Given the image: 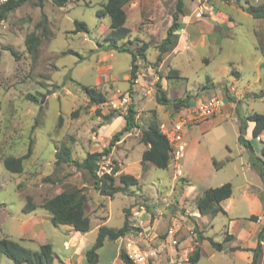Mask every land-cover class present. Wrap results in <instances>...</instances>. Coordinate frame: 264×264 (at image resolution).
Instances as JSON below:
<instances>
[{
	"label": "rangeland",
	"instance_id": "rangeland-1",
	"mask_svg": "<svg viewBox=\"0 0 264 264\" xmlns=\"http://www.w3.org/2000/svg\"><path fill=\"white\" fill-rule=\"evenodd\" d=\"M105 1L69 0L58 7L45 0L40 8L30 0L0 21V239H12L32 251L50 243L53 264H85L84 251L98 227L117 229L128 213L129 232L105 240L96 264H124L121 249L144 257V263L135 264H189L195 247L200 254L196 264H251V251L231 248L255 247L264 224V180L250 151L238 141L242 119L264 113V54L258 48L259 41L264 48V21L257 28L258 19L242 12L236 0H183L184 14L192 19L181 22L157 61L177 0L126 4L129 33L118 42L126 50L109 48L105 40L109 17L96 15ZM245 1L254 0L240 3ZM42 12L47 21L39 25ZM75 20L85 22L88 31L74 32ZM30 32L39 39L35 58L25 45ZM5 46L15 49L18 58ZM131 51L144 53L136 58L138 82L132 83ZM84 86L104 93L106 101L90 102ZM162 93L168 100L164 104L156 98ZM28 94L34 100L27 99ZM213 95L221 99V108L201 114L200 105ZM185 97L186 105L174 106ZM130 105L138 126L114 138L125 126ZM152 119L172 145L166 168L141 165L147 146L140 130ZM250 123L246 121L244 137L260 155L261 142L249 133ZM110 141V153L100 157L96 170L117 178L121 173L135 176L138 183L124 193L103 195L86 169L55 164V151L62 144L81 161ZM180 144L184 148L177 154ZM28 149L21 172L4 168L5 157H21ZM226 182L232 194L220 202L224 212L200 215L197 199ZM74 187L85 188L87 194L90 230L85 233L69 225L54 226L41 206ZM28 198L36 208L25 213ZM227 234L232 237L224 241ZM208 237L223 249L214 250ZM261 246L259 264H264V240ZM0 264L16 263L1 254Z\"/></svg>",
	"mask_w": 264,
	"mask_h": 264
},
{
	"label": "trees",
	"instance_id": "trees-1",
	"mask_svg": "<svg viewBox=\"0 0 264 264\" xmlns=\"http://www.w3.org/2000/svg\"><path fill=\"white\" fill-rule=\"evenodd\" d=\"M30 0H3L0 2V21L6 18L8 12L20 7L22 4ZM51 3L58 7L66 6L69 0H50ZM131 0H106L101 7L96 11L98 17L108 16L110 20L109 32L105 35V40L108 42L109 48L116 50H126L125 47L119 46L118 42L125 38L129 33V28L126 24V12L124 6ZM35 4L43 8L45 0H34ZM242 10L250 14L254 18L264 19V2L252 4L245 1L243 4L240 0H236ZM42 20L39 25L44 24L47 21L46 15L42 12ZM184 15V1L177 0L176 8L172 15V22L167 28L166 36L158 45L157 61H160L162 54L168 51L169 45L172 43L174 32L179 27V16ZM74 32H87L88 27L83 21H74ZM45 32V30H43ZM38 37L34 32L27 34L25 38V45L32 55L33 58L36 56ZM144 49L147 43L144 42L141 45ZM4 49L9 50L15 58H18V53L11 46H5ZM258 48L261 53L264 54V48L258 43ZM143 52L131 51V66L129 82L137 77L138 64L136 58L138 55H143ZM84 90L90 99V102L94 104H100L106 101L104 93L98 91L94 87L84 86ZM158 91L162 92L158 85ZM263 95H258L261 97ZM157 101L159 103H166L168 100L163 95H157ZM27 99L34 100L31 94L27 95ZM188 98L177 100L174 102L175 107L186 105ZM134 109L132 105L128 107V112L124 115L125 126L123 129L114 135L117 138L122 132L131 129L134 126H138L134 120ZM250 120L254 123L251 135L254 138H259L262 146L260 149V155L254 153L252 144L249 139L244 137L246 129V121ZM238 141L243 145L245 149L250 151L252 157V164L257 165L258 175L264 180V113L254 112L245 116L239 125ZM140 140L144 143L147 148L142 153L141 165L143 169H146L148 164H153L158 168H166L171 159L172 145L167 135L162 132L158 122L154 119L150 120L144 128L140 130ZM113 141V140H112ZM110 141L109 146L105 147L100 152L88 153L85 158L81 161H76L71 157V149L68 145L62 144L58 150L55 151V164L60 163H73L78 168L86 169L93 179V187L97 189L103 195H114L117 192L124 193L127 187L136 185L138 180L135 176L128 173H121L119 177H115L110 173H103L99 175L96 167L97 162L102 155L110 153V147L113 142ZM29 149L25 155L21 157L7 156L3 159L4 168L12 173H19L22 171V159L29 156ZM118 181V183H117ZM232 194V185L226 182L220 186L208 188L203 194L197 199L196 209L200 215H211L214 217L219 212H224L220 206V202L229 198ZM87 202V194L85 188H69L65 189L58 194L46 199L42 203L44 208L50 214L51 223L54 226L57 225H69L72 226L75 231L85 233L90 230V219L85 213V204ZM36 208V204L27 199L22 207V211L30 213ZM251 219H256V216L251 215ZM130 230L128 225V213L125 214V219L119 228H111L106 225H100L97 230V235L94 242L84 251L85 264H96L98 261V249L102 247L105 240H115L121 236L127 234ZM231 234H227L224 237V241L230 239ZM209 244L214 250L221 251L223 245L220 242H215L210 237L207 238ZM264 240V224L262 225L256 238V245L253 248H241L234 246L231 250H244L252 252L251 264H259L262 246L261 242ZM3 254L11 259L16 264H53L54 256L53 250L50 243H44L40 245L39 250L32 251L31 249L21 245L19 242L9 238L0 239V255ZM200 254L198 247H195L193 252L188 257L189 264H196L199 260ZM119 258L124 264H135L126 253L125 250L121 249Z\"/></svg>",
	"mask_w": 264,
	"mask_h": 264
},
{
	"label": "built area",
	"instance_id": "built-area-1",
	"mask_svg": "<svg viewBox=\"0 0 264 264\" xmlns=\"http://www.w3.org/2000/svg\"><path fill=\"white\" fill-rule=\"evenodd\" d=\"M133 81L138 82L137 78H135ZM221 106H222L221 99L213 95L209 99H206L205 102L200 105L199 109L201 111V114H213L216 111H218L221 108ZM183 148H184L183 144L178 145V149L176 150V153L179 154L183 150ZM129 257L134 263L145 262L144 257L138 253H133Z\"/></svg>",
	"mask_w": 264,
	"mask_h": 264
},
{
	"label": "crops",
	"instance_id": "crops-1",
	"mask_svg": "<svg viewBox=\"0 0 264 264\" xmlns=\"http://www.w3.org/2000/svg\"><path fill=\"white\" fill-rule=\"evenodd\" d=\"M262 2H264V0H254L253 1V3L252 2H250V3H252V4H257V3H262ZM140 8V7H139ZM241 11L242 12H245L244 10H242L241 9ZM195 16L197 15V14H194ZM221 15V14H220ZM198 16V15H197ZM222 16V15H221ZM187 16H185V14L184 15H180L179 16V22H180V24H181V22L183 23V20L184 19H188L189 21H191V19L192 18H186ZM190 17H192V15L190 16ZM220 18H222V17H220ZM256 19H258V18H256ZM182 20V21H181ZM187 21V20H186ZM205 21H208V22H211V21H209V20H206L205 19ZM264 21V19H258V24H257V28H258V25H260L261 24V22H263ZM186 23V22H185ZM212 23V22H211ZM139 67V66H138ZM253 125H254V123L251 121V123H250V125H249V129L250 130H248L249 131V133H251V130H252V127H253ZM258 148H261V144H259V147ZM258 152H259V149H256ZM84 262V261H83Z\"/></svg>",
	"mask_w": 264,
	"mask_h": 264
}]
</instances>
